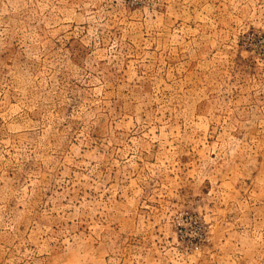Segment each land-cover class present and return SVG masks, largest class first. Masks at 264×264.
I'll list each match as a JSON object with an SVG mask.
<instances>
[{
  "label": "rangeland",
  "instance_id": "374dc122",
  "mask_svg": "<svg viewBox=\"0 0 264 264\" xmlns=\"http://www.w3.org/2000/svg\"><path fill=\"white\" fill-rule=\"evenodd\" d=\"M0 264H264V0H0Z\"/></svg>",
  "mask_w": 264,
  "mask_h": 264
}]
</instances>
